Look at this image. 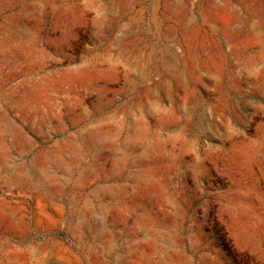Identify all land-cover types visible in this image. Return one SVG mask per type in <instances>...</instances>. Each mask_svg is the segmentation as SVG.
<instances>
[{
    "label": "rangeland",
    "instance_id": "rangeland-1",
    "mask_svg": "<svg viewBox=\"0 0 264 264\" xmlns=\"http://www.w3.org/2000/svg\"><path fill=\"white\" fill-rule=\"evenodd\" d=\"M0 264H264V0H0Z\"/></svg>",
    "mask_w": 264,
    "mask_h": 264
}]
</instances>
